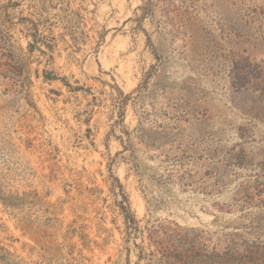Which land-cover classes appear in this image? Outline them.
I'll return each instance as SVG.
<instances>
[{
    "label": "rangeland",
    "instance_id": "obj_1",
    "mask_svg": "<svg viewBox=\"0 0 264 264\" xmlns=\"http://www.w3.org/2000/svg\"><path fill=\"white\" fill-rule=\"evenodd\" d=\"M142 5L0 0V264H148L119 185L141 226L264 251V0Z\"/></svg>",
    "mask_w": 264,
    "mask_h": 264
},
{
    "label": "trees",
    "instance_id": "obj_2",
    "mask_svg": "<svg viewBox=\"0 0 264 264\" xmlns=\"http://www.w3.org/2000/svg\"><path fill=\"white\" fill-rule=\"evenodd\" d=\"M142 1L140 19L151 15L155 7V0ZM39 34L33 33L34 42L29 43V49L40 42ZM119 186L122 192L115 191V194L121 195L122 199L117 200L116 205L124 216L126 241H133L138 260H146L148 264H264V251L260 249H247L244 254L231 247L223 251L209 250L205 235L196 227L182 226L175 221L141 226L131 212L122 185Z\"/></svg>",
    "mask_w": 264,
    "mask_h": 264
}]
</instances>
